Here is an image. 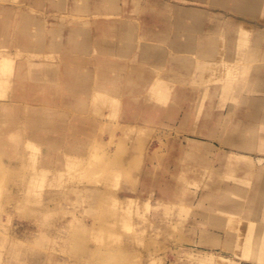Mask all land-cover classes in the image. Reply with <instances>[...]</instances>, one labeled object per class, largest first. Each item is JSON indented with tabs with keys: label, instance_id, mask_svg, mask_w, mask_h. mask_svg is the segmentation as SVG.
I'll return each instance as SVG.
<instances>
[{
	"label": "rangeland",
	"instance_id": "1",
	"mask_svg": "<svg viewBox=\"0 0 264 264\" xmlns=\"http://www.w3.org/2000/svg\"><path fill=\"white\" fill-rule=\"evenodd\" d=\"M212 1L0 0V264H264V122L253 150L223 144L247 110L223 85L251 70L223 64L225 53L172 64L170 39L153 33L176 5L205 11L207 26L245 25L241 43L264 30V10L249 19ZM24 18L41 46L21 43ZM120 20L141 28L105 52L97 40L121 37L97 24ZM72 38L95 43L78 53ZM109 67L148 78L132 93L100 82L118 73ZM67 68L92 75L87 94L68 87ZM46 71L58 78L35 77Z\"/></svg>",
	"mask_w": 264,
	"mask_h": 264
},
{
	"label": "crops",
	"instance_id": "2",
	"mask_svg": "<svg viewBox=\"0 0 264 264\" xmlns=\"http://www.w3.org/2000/svg\"><path fill=\"white\" fill-rule=\"evenodd\" d=\"M99 5H107V3L114 2V0H94ZM212 4L221 7L224 10L238 14L244 18L255 19L258 18L259 13L264 10V0H213ZM160 17V24L162 29L154 32L155 35L163 39H170V46L177 52L170 59L172 64L179 66H187L191 61L183 55L184 52H198L201 54L203 60H209L219 53H225V57L221 62L228 65L230 68L237 67L238 70H251L248 77L238 74H231V78L236 81H229L223 85V89L230 90L231 94L240 98V101L246 105L241 117L234 119L232 126L239 130L237 138L234 141H224L223 144L232 146L234 149H241L242 151H251L256 146L257 140L262 138L261 133L257 129L259 122H264V30H253V37L247 43H241V34H246L251 31L250 28L243 24H236L232 19H219L216 22L208 24L205 21V11L193 6L176 5L169 15L157 13ZM157 16V15H156ZM136 18H133L134 20ZM25 22L21 25L20 40L23 45L41 46V36L32 41L34 33L28 23V19L24 18ZM129 20H120L113 24H97V29L106 28L115 32L121 37L122 44L107 43L102 40H97L96 43L102 47L105 52L124 51L128 48L127 40L136 34L141 28L139 23ZM190 21L191 23H188ZM208 28V29H207ZM44 28L41 26L38 33H43ZM83 29L81 27H74L71 32L79 33ZM222 31L223 35L216 37V31ZM226 32V33H224ZM200 34L197 37L195 34ZM19 36V34H18ZM185 36V40L181 39ZM40 38V39H39ZM223 38L225 43L222 44ZM78 42L72 38L69 41L71 47L78 50V53L87 51L95 42L89 40ZM143 54L150 57L149 48H146ZM243 65V66H242ZM243 67V68H242ZM20 84L23 87V80L25 73L23 66H20ZM107 70H118L115 75L121 79L124 86H128L129 92H134L138 86H144V80L147 76L131 77L123 74V68H106ZM57 73L46 71L44 73L36 74L35 77L39 79L56 80ZM65 77L68 79V87L73 89L77 95L87 94L93 86L92 75L82 72L78 68H67ZM111 77L106 74L102 75L100 82L110 80ZM121 82V83H122ZM219 88L210 93L211 96L219 93ZM182 94L179 93V96ZM242 95V96H241ZM81 102V101H80ZM264 138V136H263ZM258 192H264V180L259 185ZM235 207H240L239 204H234ZM253 214H257L256 210H252ZM207 222V218L205 219ZM213 232H208L205 239L212 237ZM262 236L261 232L258 233ZM256 244V245H255ZM256 248H262L263 244L255 243Z\"/></svg>",
	"mask_w": 264,
	"mask_h": 264
},
{
	"label": "bare ground",
	"instance_id": "3",
	"mask_svg": "<svg viewBox=\"0 0 264 264\" xmlns=\"http://www.w3.org/2000/svg\"><path fill=\"white\" fill-rule=\"evenodd\" d=\"M5 58H7L6 56H4ZM10 58V57H9ZM11 59V58H10ZM10 59H9V61H10ZM109 81H115V82H121V79H119V77H117V76H113V77H111V79L109 80ZM110 83H112V82H110ZM109 85V84H108ZM111 85V84H110ZM18 107V106H17ZM17 107H16V112H17ZM21 107V106H20ZM36 107V106H35ZM46 107V106H45ZM15 111V110H14ZM22 111V110H21ZM132 200H134V199H132ZM133 202H135V200L134 201H130V203H132L133 204ZM129 203V204H130ZM252 227H254V224H253V226ZM252 227L250 228V229H252ZM253 231H254V228H253ZM252 234H253V232H252Z\"/></svg>",
	"mask_w": 264,
	"mask_h": 264
}]
</instances>
